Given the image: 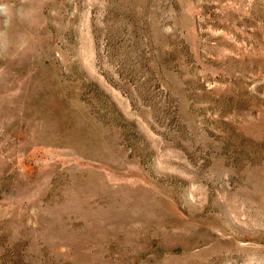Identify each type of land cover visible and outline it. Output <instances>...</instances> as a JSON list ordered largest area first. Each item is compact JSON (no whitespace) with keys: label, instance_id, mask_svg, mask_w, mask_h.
Here are the masks:
<instances>
[{"label":"rangeland","instance_id":"374dc122","mask_svg":"<svg viewBox=\"0 0 264 264\" xmlns=\"http://www.w3.org/2000/svg\"><path fill=\"white\" fill-rule=\"evenodd\" d=\"M0 4V264H264V0Z\"/></svg>","mask_w":264,"mask_h":264},{"label":"clouds","instance_id":"9594fccd","mask_svg":"<svg viewBox=\"0 0 264 264\" xmlns=\"http://www.w3.org/2000/svg\"><path fill=\"white\" fill-rule=\"evenodd\" d=\"M0 13H2V14H6L7 13V8L3 4H0Z\"/></svg>","mask_w":264,"mask_h":264}]
</instances>
